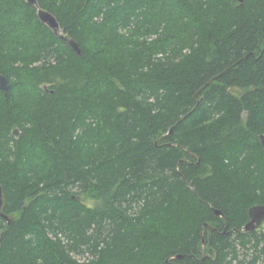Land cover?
Here are the masks:
<instances>
[{
	"label": "trees",
	"instance_id": "trees-1",
	"mask_svg": "<svg viewBox=\"0 0 264 264\" xmlns=\"http://www.w3.org/2000/svg\"><path fill=\"white\" fill-rule=\"evenodd\" d=\"M37 1L81 55L0 0V264H264V0Z\"/></svg>",
	"mask_w": 264,
	"mask_h": 264
},
{
	"label": "water",
	"instance_id": "water-1",
	"mask_svg": "<svg viewBox=\"0 0 264 264\" xmlns=\"http://www.w3.org/2000/svg\"><path fill=\"white\" fill-rule=\"evenodd\" d=\"M27 3L33 5L36 8V14L38 19L40 20L41 23L45 24L50 31L58 38L66 40L67 43L70 45V47L72 48V50L77 54V55H81V50L80 47L77 43L76 40H74L71 37H68L66 34H64L60 28V25L56 19V17L48 10L43 9L39 6L38 1L37 0H26ZM8 89V79L6 78L5 75L0 74V90L5 93ZM172 127L169 128L168 133L171 132ZM13 134L15 136L18 135V129L15 128L13 130ZM259 139H260V143L262 145V151L264 154V134H260L259 135ZM181 162V161H180ZM179 162V163H180ZM1 206H2V189L0 186V216H2L5 219H8L6 215H4L1 212ZM214 214L218 217H222L224 220L225 217L222 214V212L218 209H214ZM248 215H249V220L246 222V224L243 227L244 231H253L256 230L257 228L260 227V225L264 222V205H254L252 207L249 208L248 210ZM209 228L213 231H216V228L213 226H210L208 223H204L203 224V229H202V234L204 231V228ZM226 228V225L225 227ZM205 252V239L204 237H202V260L205 259L207 257V255L204 253ZM184 257L183 254H175L173 256L167 257L166 258V262L168 261H174V260H180ZM176 264V263H175Z\"/></svg>",
	"mask_w": 264,
	"mask_h": 264
},
{
	"label": "flooded vegetation",
	"instance_id": "flooded-vegetation-1",
	"mask_svg": "<svg viewBox=\"0 0 264 264\" xmlns=\"http://www.w3.org/2000/svg\"><path fill=\"white\" fill-rule=\"evenodd\" d=\"M218 232H219V230L217 228H216V231H213L209 228L206 229L205 236H206V241L208 242V244H210V242H211L212 233H218Z\"/></svg>",
	"mask_w": 264,
	"mask_h": 264
},
{
	"label": "rangeland",
	"instance_id": "rangeland-1",
	"mask_svg": "<svg viewBox=\"0 0 264 264\" xmlns=\"http://www.w3.org/2000/svg\"><path fill=\"white\" fill-rule=\"evenodd\" d=\"M258 230H262V231H264V222L260 225V227L259 228H257ZM79 258H83V257H79Z\"/></svg>",
	"mask_w": 264,
	"mask_h": 264
}]
</instances>
